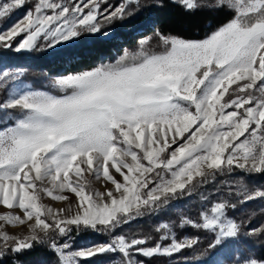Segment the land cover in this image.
Instances as JSON below:
<instances>
[{
    "label": "snow or ice",
    "instance_id": "snow-or-ice-1",
    "mask_svg": "<svg viewBox=\"0 0 264 264\" xmlns=\"http://www.w3.org/2000/svg\"><path fill=\"white\" fill-rule=\"evenodd\" d=\"M174 2L186 12L219 11L230 19L203 39L165 34L152 22L137 51L124 49L114 62L94 67L99 42L115 38L107 28L164 5L0 3V20L27 8L0 32V264H23L20 258L38 246L51 257L45 264H81V258L91 264L96 257L146 264L185 250L196 264H264V254L254 251L257 243L264 248V225L234 215L237 202L264 199V190L247 184L250 176H264V0ZM12 51L54 55L72 70L51 78L48 90L20 87L25 72L4 64ZM224 177L232 180L216 187ZM100 179L114 187L93 189ZM209 186L214 190L203 191ZM54 191L78 200L56 195L66 201L59 210L39 203L41 193ZM193 197L205 208L161 222L153 246L147 236L123 232ZM5 224L23 225L29 234L10 235ZM89 231L106 239L72 250L74 236ZM207 235V249L197 252Z\"/></svg>",
    "mask_w": 264,
    "mask_h": 264
},
{
    "label": "trees",
    "instance_id": "trees-1",
    "mask_svg": "<svg viewBox=\"0 0 264 264\" xmlns=\"http://www.w3.org/2000/svg\"><path fill=\"white\" fill-rule=\"evenodd\" d=\"M164 6L162 8H152L144 11L142 15H137L134 18H129L125 23H117L111 28H107L106 31H111L115 34V38L110 41L101 40L99 47L101 48L102 55L95 60H90V66L99 63H109L116 58V51L123 52L124 49L129 51L138 50V39L141 35L150 34L146 27L151 26L152 22H155V26L162 29L165 34L180 35L189 39H203L212 30H215L218 26L223 25L230 19V14H225L219 11L202 10L197 12H186L179 4L174 0H159ZM132 27V28H131ZM126 28H130L125 30ZM135 30L139 31V35H131ZM108 47V48H107ZM108 49V50H106ZM152 50L158 51L155 41L152 44ZM4 63L12 69H21L25 72V75L21 79L31 81L35 86L49 89V82L52 78L51 74L66 73L68 70H72L69 65L62 63L54 55H46L40 51L33 52H10L4 57ZM80 68L74 69L78 70ZM2 98V97H0ZM227 179L232 180L231 177L218 178L216 187L219 186V181ZM247 184L250 190H264V176L253 175L247 178ZM214 190L213 186H209L203 191L211 192ZM216 197H212L211 200H215ZM233 202H237L233 197ZM211 201L207 205L210 210ZM205 208V205L201 204L198 198L184 199L173 201L172 207L165 213H159L155 215H148L142 219H138L131 225L126 226L123 229L125 233H135L137 236L149 237L148 245L153 246L155 242H158L159 236L163 234L157 233L155 228L161 222L173 223L177 220L181 212L189 215H194L201 209ZM264 199L256 198L247 204H240L237 202V211L234 213L239 218L249 219L251 217V223L253 227H260L264 225ZM177 235L179 238V230ZM192 231H195L194 229ZM190 232H186L185 235H190ZM74 247H80L82 245L90 243H100L106 237L95 234L93 232H85L74 236ZM201 244L197 252H205L207 249V243L212 239L210 235L201 236ZM246 251V250H245ZM254 251L257 256L264 254V248H261L257 243ZM23 264H45L46 261L51 259L48 251L45 248L37 247L34 251L24 255L20 258ZM81 258V264H83ZM119 258L117 257V260ZM91 264H110L109 260L102 257H96L92 260ZM146 264H196V260L193 252L185 250L180 254L173 255L172 257H156Z\"/></svg>",
    "mask_w": 264,
    "mask_h": 264
},
{
    "label": "rangeland",
    "instance_id": "rangeland-1",
    "mask_svg": "<svg viewBox=\"0 0 264 264\" xmlns=\"http://www.w3.org/2000/svg\"><path fill=\"white\" fill-rule=\"evenodd\" d=\"M2 2H6V0H0V3H2ZM31 2L34 3L35 0H31ZM122 2H124V0H107V5L115 7V6L119 5ZM26 11H27V8H21L20 10L15 11L10 16V18L5 19V20H0V32L6 30L12 24H14L15 22L19 21L21 18H23L25 13H26ZM128 29H130V28H126L125 30H128ZM109 32H111V31H109ZM139 34H141V33L139 31H137V30H135L133 33H131V35H139ZM20 39H22V36L16 38L17 41L20 40ZM13 43L15 44V41H13ZM106 50H108V49H106ZM127 50H129V49H127ZM115 54H116V58L115 59H117L120 55L123 54V52L116 51ZM115 59H114V61H115ZM114 61H112V62H114ZM94 66L95 65H93V67ZM7 70H13L14 71L16 69H12V68L7 66ZM80 70H82V69H78V70H75V71H80ZM61 74H65V73H55V74H51V76L53 78V77L61 75ZM18 85L20 87L32 86V87H35L36 89L48 90V89H45V88H42V87H37L31 81H28V80H25V79H21L20 81H18ZM56 94H58V93H56ZM172 147H175V145H173ZM116 179L118 181L123 182V178L119 174H116ZM113 187L114 186L111 184V182L106 181L105 179L93 180L92 181V188L95 189V190H98L100 192H104L106 189H110V188H113ZM59 194H63L65 196H67L70 200H73V201H77L78 200V197H76V195L74 193H69L67 191H65L64 193H60L58 191H54L53 196H47V195H44L43 193H41V200L39 201V203L47 205L48 207H51L54 210H59L61 208H64L65 205H66V201H58V200H55V198H54L56 195H59ZM3 209H4V206H0V214H2ZM74 210L75 209H73V211ZM17 211L20 212V214H22V212L20 210H17ZM3 223H4L3 221H0V224H3ZM28 223H31V222H28ZM4 230L8 231L10 235H28L29 234V232L26 230L25 226L18 225V224H13V225L5 224L4 225ZM89 245H91V244L88 243V244L82 245L80 247H74L73 246L72 250H78V249H81V248H85V247H87Z\"/></svg>",
    "mask_w": 264,
    "mask_h": 264
}]
</instances>
